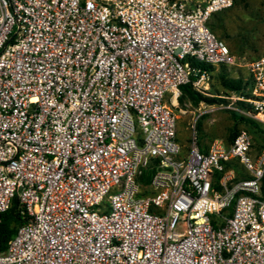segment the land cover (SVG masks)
<instances>
[{
    "label": "built area",
    "instance_id": "built-area-1",
    "mask_svg": "<svg viewBox=\"0 0 264 264\" xmlns=\"http://www.w3.org/2000/svg\"><path fill=\"white\" fill-rule=\"evenodd\" d=\"M233 3L0 0V212L29 217L0 264H264V146L198 140L209 109L175 99L241 64L233 108L264 127V52L239 63L209 25Z\"/></svg>",
    "mask_w": 264,
    "mask_h": 264
},
{
    "label": "rangeland",
    "instance_id": "rangeland-1",
    "mask_svg": "<svg viewBox=\"0 0 264 264\" xmlns=\"http://www.w3.org/2000/svg\"><path fill=\"white\" fill-rule=\"evenodd\" d=\"M210 26L226 41L230 50L238 57L239 63L264 52V0H235L231 7L211 15ZM221 72L229 76H246V70L241 64L223 67L216 65L212 68L208 89L210 94L205 95L222 98L208 104L204 103L201 107L209 110L204 111L195 120L197 139L203 142L216 140L227 143L231 134L244 127L251 134L255 148L264 146V137L259 125L256 127L252 123L234 120L232 111L237 110L233 106H239V100L222 84L219 77ZM190 121L189 113L180 114L177 138L183 148L190 142L192 134L189 128Z\"/></svg>",
    "mask_w": 264,
    "mask_h": 264
},
{
    "label": "trees",
    "instance_id": "trees-1",
    "mask_svg": "<svg viewBox=\"0 0 264 264\" xmlns=\"http://www.w3.org/2000/svg\"><path fill=\"white\" fill-rule=\"evenodd\" d=\"M209 25H210V21H209ZM210 28L212 29L211 26H210ZM219 66L223 67L225 65L221 64ZM206 67L208 69L212 70V68L214 66L208 65ZM194 76L195 75L192 74L191 78H193ZM219 77L222 81V84L226 88H228L230 91L245 94L246 88L249 84L248 78L242 77L241 75L229 76L223 72L219 73ZM181 89L184 92V94L187 96L186 97L184 95V98L190 100L194 105H197L200 101H203L204 103L208 104V103L213 102L217 98L218 99L222 98V97L215 98L213 96L205 95V94L195 90L192 87L191 82H187V83L182 84ZM245 105H246V103L244 101L239 100V106L243 107ZM232 115H233V118L235 121H243V122L252 123L256 127H257V125H259L261 127L260 131L264 137V127H262L258 122H256L255 120H253L249 117L244 116L243 114H241L237 111H232ZM236 133L237 132L231 134L230 141L233 139V137ZM258 147L260 148L261 146H258ZM235 168H236L237 172H240L239 167H237V165L235 166ZM28 218L29 217L25 213V211L23 210V206L19 203L17 196H14L11 200L10 206L6 210L0 212V251H2L3 249L6 248L7 242L11 238V236L15 233L17 226L19 224L25 222Z\"/></svg>",
    "mask_w": 264,
    "mask_h": 264
},
{
    "label": "bare ground",
    "instance_id": "bare-ground-1",
    "mask_svg": "<svg viewBox=\"0 0 264 264\" xmlns=\"http://www.w3.org/2000/svg\"><path fill=\"white\" fill-rule=\"evenodd\" d=\"M175 99L181 107H190V101L184 98V95H176Z\"/></svg>",
    "mask_w": 264,
    "mask_h": 264
}]
</instances>
